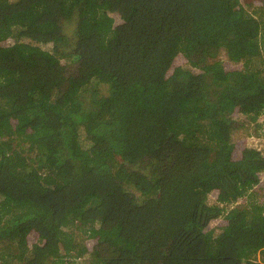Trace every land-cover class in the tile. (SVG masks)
I'll return each mask as SVG.
<instances>
[{
    "label": "trees",
    "instance_id": "1",
    "mask_svg": "<svg viewBox=\"0 0 264 264\" xmlns=\"http://www.w3.org/2000/svg\"><path fill=\"white\" fill-rule=\"evenodd\" d=\"M259 113L264 0H0V264L264 260Z\"/></svg>",
    "mask_w": 264,
    "mask_h": 264
},
{
    "label": "rangeland",
    "instance_id": "2",
    "mask_svg": "<svg viewBox=\"0 0 264 264\" xmlns=\"http://www.w3.org/2000/svg\"><path fill=\"white\" fill-rule=\"evenodd\" d=\"M185 57L184 55L182 54H178L177 57H176V63L178 66H181L184 62H185ZM243 113H240L239 115L240 116H244L242 115ZM250 115V113H249ZM263 113H259L258 114V120H262L263 119ZM253 124V123H252ZM255 125V124H254ZM251 129L249 131V135L245 136L244 133L238 131L234 137H233V143L235 144V156L238 155L239 151L245 147V146H252V147H255L257 149H260L261 151H263L264 153V132H259L258 135H255L254 131H253V126L251 125L250 126ZM263 134V135H261ZM264 183V175H263V181ZM247 189L251 190L253 186H246ZM210 198H211V201H215L216 199V193H211L210 194ZM245 199V195H243V193L240 192V200H244ZM1 211H6V207H2ZM226 223L223 221V220H215L214 222H212L210 225H209V228H213V229H216L218 231L220 230H223L226 228ZM94 240V237L93 236H88V240H87V246L90 247V245L92 244ZM264 257V255H263ZM253 261L254 263L256 264H264V260H262V255L260 253H258V255L254 256L253 258Z\"/></svg>",
    "mask_w": 264,
    "mask_h": 264
},
{
    "label": "crops",
    "instance_id": "3",
    "mask_svg": "<svg viewBox=\"0 0 264 264\" xmlns=\"http://www.w3.org/2000/svg\"><path fill=\"white\" fill-rule=\"evenodd\" d=\"M258 255V254H257ZM251 262H253V259L252 260H250Z\"/></svg>",
    "mask_w": 264,
    "mask_h": 264
}]
</instances>
